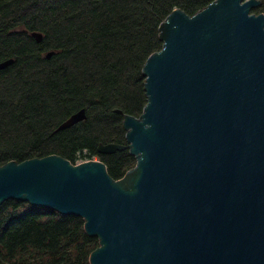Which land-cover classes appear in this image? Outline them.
Segmentation results:
<instances>
[{
	"label": "water",
	"instance_id": "obj_1",
	"mask_svg": "<svg viewBox=\"0 0 264 264\" xmlns=\"http://www.w3.org/2000/svg\"><path fill=\"white\" fill-rule=\"evenodd\" d=\"M260 3L211 0L159 22L161 47L141 67V112L114 109L126 144L97 146L134 156L122 176L54 153L9 160L0 204L80 216L97 238L89 264H264V13L251 10ZM85 117L80 108L57 129Z\"/></svg>",
	"mask_w": 264,
	"mask_h": 264
},
{
	"label": "trees",
	"instance_id": "obj_2",
	"mask_svg": "<svg viewBox=\"0 0 264 264\" xmlns=\"http://www.w3.org/2000/svg\"><path fill=\"white\" fill-rule=\"evenodd\" d=\"M210 1L0 0V60L13 58L0 69V165L54 153L72 163L98 157L122 176L135 163L128 149L97 151L126 144L114 109L141 112V67L161 47L159 22L175 7L193 14ZM251 10L264 13V0ZM80 108L83 120L57 129ZM96 246L80 216L11 198L0 204V264H89Z\"/></svg>",
	"mask_w": 264,
	"mask_h": 264
},
{
	"label": "rangeland",
	"instance_id": "obj_3",
	"mask_svg": "<svg viewBox=\"0 0 264 264\" xmlns=\"http://www.w3.org/2000/svg\"><path fill=\"white\" fill-rule=\"evenodd\" d=\"M93 160H99L98 157H93ZM80 162V159L78 160Z\"/></svg>",
	"mask_w": 264,
	"mask_h": 264
}]
</instances>
